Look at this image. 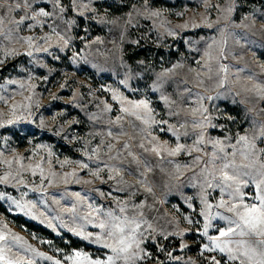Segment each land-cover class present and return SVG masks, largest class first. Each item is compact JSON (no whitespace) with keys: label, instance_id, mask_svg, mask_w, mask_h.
<instances>
[{"label":"rangeland","instance_id":"obj_1","mask_svg":"<svg viewBox=\"0 0 264 264\" xmlns=\"http://www.w3.org/2000/svg\"><path fill=\"white\" fill-rule=\"evenodd\" d=\"M16 2L22 0H0V15L4 16L0 30H12L11 39L0 34V123L4 125L0 127V176L11 172L16 177L19 173L17 179L10 177V183H0V192L5 193L0 198V228L6 225L57 259L64 260L73 249H82L94 259L104 258L105 253L111 254L110 249L82 242L62 227V222L71 227L85 223L82 217L91 211V205L102 211L92 213L93 223L86 224L85 230L96 233L100 229L94 225L107 219L109 210L128 217L142 212V219L155 229L145 235L155 240L145 241V250L152 258L138 264H185L189 260L208 264L212 256L222 264H239L228 262L226 254L218 250L201 255L202 245L210 242L202 234L205 221L200 213L205 209L202 198H206L212 205L208 211L215 217L208 235L218 236V229L228 227V221L215 214L233 215L217 207L221 199L229 202L228 206L238 203L229 195L230 190L221 192L218 186L223 185V164L233 160L232 145H236L235 165L224 169L230 175L255 160L253 168L242 169L254 175L264 164V153L259 152L264 149L260 136L264 98L258 94V87L264 86V0H206L207 8L205 0H60L59 5L55 0H32L31 8L8 13L7 6L14 8ZM229 6L232 12L226 11ZM60 7L65 11L60 12ZM40 8L52 15L38 17L40 23L25 20L18 28L10 23ZM185 24L187 27H180ZM170 31L174 35H169ZM24 37L33 38L31 45ZM213 38L218 43L209 49ZM11 50L17 54L6 55ZM207 51L211 56L205 55ZM223 63L228 66L225 83H221ZM10 80L17 83H8ZM113 92L126 102L147 101L151 117L167 124L149 128L141 119L123 112L121 104L112 99ZM106 104L112 106L111 111L105 110ZM13 105L17 106L14 112ZM201 106L207 111L193 112ZM117 117H121L118 123ZM205 117L209 122L200 128L198 123ZM9 119L15 123L8 124ZM169 125L179 133L178 139L167 130ZM146 128L148 131H143ZM201 131L204 141L198 145L200 151H189ZM245 135L250 141L255 137L256 154L248 159L241 155L247 151L243 144L237 143L238 137ZM152 137H156L153 143L168 149L177 144L185 149L175 156L163 150L159 155L146 152L140 144L151 149ZM217 139L224 143L223 153L208 142ZM93 149H97L95 154ZM214 151L217 158L213 162ZM197 156L201 158L198 162ZM65 160L69 163L61 166ZM78 162L92 170L102 169L100 177L91 176ZM37 163L44 169L43 179L39 170L33 175L27 167ZM110 169L115 171L110 173ZM73 170L76 176L68 177L65 183L64 174ZM109 174L114 179H109ZM19 178L24 183H18ZM77 179L81 183H76ZM240 179L248 181L247 187H241L245 202L254 203L256 188L251 175ZM85 180L92 183L85 184ZM73 193H80V198ZM9 196L34 205L32 212L38 218L20 211ZM118 202L127 205L126 213H120ZM74 205L75 220L69 211ZM25 222L45 230L32 229ZM146 227L142 224L141 231ZM178 231L184 236L168 235ZM230 239L251 243L260 238L237 235ZM181 243L188 247L182 249ZM159 247L165 251L160 252ZM12 251L22 250L14 247ZM169 252L182 259L170 260ZM26 255L32 257V253ZM34 258L37 264H53Z\"/></svg>","mask_w":264,"mask_h":264},{"label":"snow or ice","instance_id":"obj_2","mask_svg":"<svg viewBox=\"0 0 264 264\" xmlns=\"http://www.w3.org/2000/svg\"><path fill=\"white\" fill-rule=\"evenodd\" d=\"M75 0H73V3ZM55 3L59 5L60 0H55ZM145 3H147V0H145ZM32 6V0H22L21 2H16L14 5V8L12 5L7 6V12L11 13L15 9H22V8H31ZM207 2L205 0V7L207 8ZM60 12H64L65 9L63 7H60ZM227 12H232L233 7L229 6L226 9ZM179 14V13H178ZM52 15L51 13L44 10V8H40L38 12H33L31 16H28L27 14L25 16H21L19 20L10 21V23H14L17 28L25 22V20L32 19L36 20L37 23H40L38 17H48ZM80 15H83L81 12ZM152 15H159V12H153ZM4 24V16L0 15V29H2V26ZM29 27H32L31 24L28 25ZM193 27H197L198 25L193 24ZM208 27H212L211 24L207 25ZM180 27H187V25H182ZM0 34H3L6 36V38L11 39L12 30L8 29L6 33H4L2 30H0ZM169 35H174L173 32H169ZM234 35V34H233ZM244 35H247L245 33ZM23 39L27 40L29 45H31L32 37H24ZM218 42L215 41L213 38V43L208 45V48L211 49L213 47V44H217ZM65 44H67V41H65ZM40 49H37L39 51ZM44 51H47V49H43ZM14 50H11L10 52H7L6 55H16ZM28 55L31 56L32 53L28 52ZM205 55L211 56V52L207 51ZM0 63H3V61H0ZM95 67V65H93ZM243 71V69H240ZM221 71L227 73L228 66L227 65H221ZM253 75H255L253 73ZM8 83H17V81L10 80ZM121 83H125V81H121ZM223 83V81L221 82ZM21 88L24 87V84H20ZM61 87H64V85H61ZM190 91V90H189ZM258 94L261 96V98H264V86L258 87ZM199 96V94H197ZM57 97L53 96V99H56ZM201 100L204 99L203 96L199 97ZM30 99V97L28 98ZM112 99L115 101H118L121 104V110L125 113H130L131 115H134L137 117V119H141L145 125H148L150 128L152 124H167V121H156L151 117V109L148 106V102L145 100H139V101H125V99L122 97V95L113 92ZM165 100H167L166 97H164ZM211 99V97H209ZM125 103H127V107H125ZM17 106L13 105V112L15 111V108ZM26 107H30L26 106ZM111 105H105L106 111H111ZM141 110H143L144 115H141ZM196 111H203L206 112L207 109H203L201 106L200 109H193V112ZM147 116V118H145ZM121 117L116 118V122L118 123L120 121ZM229 119H232V117H229ZM208 118L205 117L201 121H199L198 126L200 128H203L205 123H208ZM8 124L15 123L14 120L9 119L7 121ZM3 123H0V127H3ZM40 127H44L43 121H41ZM212 127H215V125H212ZM164 129H161L163 131ZM168 131L172 132L173 135L177 136V139L179 138V133L175 130L174 126L169 125ZM143 131L147 132L148 129H144ZM188 133L185 132L184 135H187ZM56 135H60L59 132H56ZM109 135H112L111 132H109ZM150 135V133H149ZM260 136L264 138V125H261V131ZM153 141H156V137H152V139L149 141V143L152 144L151 149L146 148L143 143L140 144V147L143 148L146 152L151 151L157 155L160 154V152L166 151L169 156H175L179 154L182 150L185 149V146L182 144H177L175 148L168 149L165 145L153 143ZM204 141V135L203 132L199 134V138L195 142V145L193 146V149L195 151H200L198 145ZM209 143H212L214 147L218 148L219 152H224V143L217 139V140H209ZM237 143H242L244 149L247 151H241V155L248 159L249 155L255 156L256 154V147H255V137L250 141L248 136H239ZM108 147L111 149L113 145L109 144ZM125 148H128L129 145L127 143L124 144ZM232 148L234 149L232 156L233 160L229 161L227 163L223 164V167L221 169L222 176L221 179L223 181V185H218L221 187V192L229 191V195L232 197L234 201H238V203H232L231 206H228L229 202H226L225 200L221 199L219 203L217 204L218 208H226L227 212L232 213V216H225L220 212H217L215 216L220 217L221 219H224L228 221V227L220 228L218 229L219 235L218 236H210L208 235V229L212 227L211 220L215 217L210 214L208 210L212 208V205L207 203L206 198H202V203L205 205V209L201 211L200 215L204 217V226H203V236L207 237L208 241L210 243H205L202 245L201 249V255H203L204 251H207L209 253L219 251L220 253L226 254L227 261L233 262V261H239V264H264V164H261L259 168L255 169V174L248 171H242L243 168H253L256 161L254 160L252 164L249 165H242L241 169H237L236 174L230 175L224 169L229 168L230 166L235 165V149L236 145H232ZM97 152V149H93V154ZM260 153H264V149L259 150ZM51 155V153L49 154ZM85 155L88 156L89 159H92V155H89L87 152H85ZM129 155H133L131 152ZM227 154L225 153V156ZM213 162L217 158V154L214 151L212 153ZM223 158V157H222ZM22 158H17V160ZM133 159L135 160L136 157L133 156ZM201 158L199 156L196 157V161L198 162ZM259 157H256V160H258ZM5 163L11 164L10 161H4ZM69 163V161L65 160L61 162V166L63 164ZM80 164V167L83 169H88L91 176L99 178L100 172L102 169L92 170L89 169V165L83 162H78ZM23 168L24 166L21 165ZM28 168H31L33 171V175H35L36 171L39 170L41 179H43V173L44 169L41 167L39 163H37L35 166L28 165ZM177 168H179V165H177ZM111 171H115V169H110ZM53 176H55V173H52ZM251 175V182L255 185L256 193L253 197L254 203H246L244 198V193L241 190V187H247L248 181L247 180H241V176H250ZM76 176L75 170L72 172H68L64 174L65 183L68 182L67 178ZM10 177L12 179H17L19 177V173H17L16 177L12 176L11 172H6L3 176H0V183H10ZM109 179H114V177L109 174ZM76 183H81L79 179L75 181ZM18 183H24L22 178L18 179ZM85 184H91V180H85L83 181ZM233 184H235V187L233 188ZM211 186V185H209ZM149 192H151V189H147ZM96 191H99V189H96ZM74 196H76L78 199L80 198V193H73ZM100 195H104L103 192H100ZM111 195V193H109ZM5 196V193L0 192V198H3ZM9 200L12 201L13 204L16 205V207L22 211L25 212L28 215H32L34 219L38 218L34 215L32 212V208L34 205H31L29 203H21L20 201L16 200L14 197L9 196ZM191 199V198H189ZM56 203H59L56 201ZM117 206L119 207L120 213H126L127 205L123 202H118ZM91 211L82 217L83 221L85 223L83 224H77L74 227L69 226L67 223L62 222V227L66 228L69 232H71L74 236L79 238L82 242H87L91 245H99L102 249H110L111 254L105 253L104 258H92V256L82 249H73L72 252L64 257V260L57 259L54 256L48 255L47 253L41 252L35 247H33L31 244H29L24 237L18 235L15 232H12L11 229H8L6 225H4L3 228H0V264H37V261L34 257H40L47 261H52L53 264H118V262L122 261V264H138V262L144 261L146 259L152 258V253L147 252L145 249L147 245L145 244L146 240H155L154 236L151 235H145L146 232H155V229H153L152 225L148 223L146 220L142 219L143 213L140 212L138 216H132L128 217L127 215L123 216H117L115 215V212L113 210H109L106 213L107 219H99V222L96 223L94 226L99 228L100 231L93 233L86 231V224H92L93 223V217L92 213H99L102 211L100 208H92L91 205L88 206ZM136 208H142L143 205H136ZM189 207H192L191 204H189ZM69 211L73 212L74 214V220H75V205L72 209ZM139 217V218H138ZM57 219H60V217H57ZM98 219V217H97ZM185 219L188 221L189 224L193 223V221L185 217ZM0 223H3L0 221ZM43 223V221H41ZM198 223V222H197ZM146 224L147 227L144 231H141V225ZM48 226L50 228H53L55 230V226L49 222ZM170 236H179L183 237L184 232L178 231L169 233ZM255 236L259 237L260 239H257L253 242H248L244 240H238L233 241L230 239L232 236ZM167 239V237H165ZM235 244L236 246L233 247L232 245ZM144 245V247H142ZM14 247H18L22 251L19 252H13L12 249ZM180 247L187 248L188 245L181 243ZM160 252H164L165 249L163 247H159ZM26 253H32V257H29L26 255ZM168 258L170 260H176L179 261L182 258L181 257H175L172 255L171 252L167 253ZM159 264V262H158ZM185 264H194L192 261H186ZM208 264H222L221 259H217L215 256H212L208 260Z\"/></svg>","mask_w":264,"mask_h":264},{"label":"trees","instance_id":"obj_3","mask_svg":"<svg viewBox=\"0 0 264 264\" xmlns=\"http://www.w3.org/2000/svg\"><path fill=\"white\" fill-rule=\"evenodd\" d=\"M64 2H67V0H63ZM28 227L32 228V229H39V230H45L43 228H41V226H37L35 224H33L32 222H25ZM73 243H75V247H79L80 245L78 244V242H76L75 240L73 241Z\"/></svg>","mask_w":264,"mask_h":264},{"label":"water","instance_id":"obj_4","mask_svg":"<svg viewBox=\"0 0 264 264\" xmlns=\"http://www.w3.org/2000/svg\"><path fill=\"white\" fill-rule=\"evenodd\" d=\"M222 65H227V64L226 63H223ZM222 79H223V82L224 83L227 81V74L225 72L222 73Z\"/></svg>","mask_w":264,"mask_h":264}]
</instances>
